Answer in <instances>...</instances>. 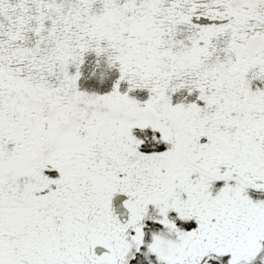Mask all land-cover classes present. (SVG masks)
Segmentation results:
<instances>
[{"label":"snow or ice","instance_id":"6c2138e0","mask_svg":"<svg viewBox=\"0 0 264 264\" xmlns=\"http://www.w3.org/2000/svg\"><path fill=\"white\" fill-rule=\"evenodd\" d=\"M0 264H264V0H0Z\"/></svg>","mask_w":264,"mask_h":264}]
</instances>
